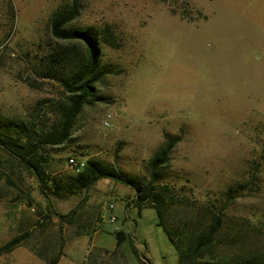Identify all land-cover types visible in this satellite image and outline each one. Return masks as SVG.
I'll return each mask as SVG.
<instances>
[{"label": "rangeland", "instance_id": "obj_1", "mask_svg": "<svg viewBox=\"0 0 264 264\" xmlns=\"http://www.w3.org/2000/svg\"><path fill=\"white\" fill-rule=\"evenodd\" d=\"M63 3L0 0V130L24 141L54 132L67 106L62 80L71 65L47 76L48 54L68 47L79 63L85 57L82 41L52 33L51 14ZM86 25L109 28L115 44L103 39L106 72L67 141L40 143L48 179L0 148V246L30 231L0 264H49L56 256L61 264L83 256L90 264H176L156 207L134 205L131 186L102 178L63 195L51 188L52 179H72L71 156L150 180V160L167 134L179 139L154 180L167 194L165 222L196 237L219 215L203 258L264 262V0H81L70 26ZM27 125L31 136L21 130ZM72 209L71 221L57 215ZM20 210L28 215L16 223ZM102 215L113 227L107 233H126L114 250L89 249ZM84 239L87 254L74 246Z\"/></svg>", "mask_w": 264, "mask_h": 264}, {"label": "trees", "instance_id": "obj_2", "mask_svg": "<svg viewBox=\"0 0 264 264\" xmlns=\"http://www.w3.org/2000/svg\"><path fill=\"white\" fill-rule=\"evenodd\" d=\"M61 7L52 12L50 17L52 33L57 39L61 40H79L85 46V57L82 62L75 59V55L70 48H57L54 52L48 54L46 60L45 75L57 77L62 69L69 68V76L62 80L67 95V106L61 110L60 120L53 132L43 134L39 142H32L30 139H20V134L13 132H3L0 130V148L9 155L19 159L23 164L33 170L40 181L48 179V173L44 170L41 163L44 158L39 150L42 141H49L55 144H61L67 141L72 133L75 121L80 114L83 106L88 103L97 94V81L100 80L102 73L106 72L103 68V39L114 45L111 38L112 32L109 28H100L96 25H86L82 27H71L72 23L79 15L81 9V0H63ZM36 117V115H34ZM21 130L27 136H31V127L22 126ZM32 130L35 131L32 126ZM26 131V132H25ZM19 132V131H18ZM167 140L153 155L150 160V180L142 179L135 174L125 173L117 165L108 163L97 158H89L85 161L83 168L75 172L70 182L62 183L55 179L51 186L53 191L59 195L65 194V191H74V188L91 187L102 178L112 179L125 183L135 190V196L132 199L134 205L139 208L152 205L156 207L159 223L162 224L168 232L171 241L174 243L178 253L176 264H217L216 261L203 258L211 251L214 241V233L221 224L220 216L213 217L212 222L205 233L193 236L188 230H181L179 234L172 230L165 222V203L167 194L164 190L158 189L155 185V175L163 167L171 154V149L179 138H173L167 134ZM165 189V188H163ZM46 194L45 190H42ZM75 209L68 212H57V215L63 219L71 221ZM30 231L21 232L9 239L0 246V255L12 251L17 247ZM116 238L121 242L126 233L123 230H116ZM59 258H52L49 264H57ZM235 264H264L258 258L249 256L244 261Z\"/></svg>", "mask_w": 264, "mask_h": 264}, {"label": "crops", "instance_id": "obj_3", "mask_svg": "<svg viewBox=\"0 0 264 264\" xmlns=\"http://www.w3.org/2000/svg\"><path fill=\"white\" fill-rule=\"evenodd\" d=\"M27 212L25 210H20L19 212H16L15 217H16V223L24 221L27 217ZM102 216H99L100 219H98V225L99 229L95 230V233H90L88 236L92 235V240L90 243V248L92 249L93 247H97L98 249H109V250H114L117 245H118V240L116 237H114L113 234H109L107 232L111 231L113 229L112 226L107 225L105 218H102ZM36 219V218H35ZM105 234H109L110 237L105 236ZM123 241V240H122ZM88 242V239H84L82 243H75L74 246L77 248H80V250L83 252L85 249V254H87L88 250H86V243ZM121 243V242H120ZM119 243V244H120ZM123 243V242H122ZM85 244V245H84ZM84 258V256H83ZM83 258L79 260L77 264H82ZM62 259V258H61ZM61 259H59L57 264H61Z\"/></svg>", "mask_w": 264, "mask_h": 264}, {"label": "built area", "instance_id": "obj_4", "mask_svg": "<svg viewBox=\"0 0 264 264\" xmlns=\"http://www.w3.org/2000/svg\"><path fill=\"white\" fill-rule=\"evenodd\" d=\"M69 160H70V164H71V166H72V168L74 169L75 172L80 171L83 168V166L85 165V161L84 160H79V159H77V158H75L73 156H71L69 158ZM110 207L113 208L114 207V204L113 203H110ZM116 218H117L116 215L115 214H112L110 220L111 221H115ZM115 229L117 230L119 228H115ZM82 264H90V262H89V260H87L85 258L82 261Z\"/></svg>", "mask_w": 264, "mask_h": 264}]
</instances>
